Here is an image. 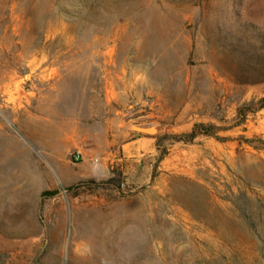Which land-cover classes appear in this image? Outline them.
Here are the masks:
<instances>
[{
	"label": "rangeland",
	"instance_id": "374dc122",
	"mask_svg": "<svg viewBox=\"0 0 264 264\" xmlns=\"http://www.w3.org/2000/svg\"><path fill=\"white\" fill-rule=\"evenodd\" d=\"M261 98L264 0H0V264H264Z\"/></svg>",
	"mask_w": 264,
	"mask_h": 264
},
{
	"label": "trees",
	"instance_id": "16d2710c",
	"mask_svg": "<svg viewBox=\"0 0 264 264\" xmlns=\"http://www.w3.org/2000/svg\"><path fill=\"white\" fill-rule=\"evenodd\" d=\"M264 108V98L259 99L258 101L254 103H248L240 108V113H242L240 116L243 119L246 115V112H255L258 109ZM215 134V128L213 126H205L202 124H195L192 128V130L181 136V141L183 142H192L193 139L198 135L203 136H213ZM49 195H54L56 192H50L47 193Z\"/></svg>",
	"mask_w": 264,
	"mask_h": 264
},
{
	"label": "crops",
	"instance_id": "0c3cea01",
	"mask_svg": "<svg viewBox=\"0 0 264 264\" xmlns=\"http://www.w3.org/2000/svg\"><path fill=\"white\" fill-rule=\"evenodd\" d=\"M87 174H92V172H91V173L89 172V173H87Z\"/></svg>",
	"mask_w": 264,
	"mask_h": 264
}]
</instances>
